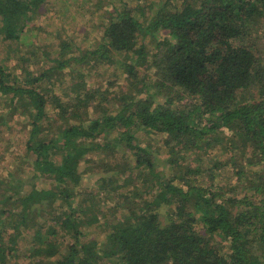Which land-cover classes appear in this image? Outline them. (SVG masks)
<instances>
[{
  "label": "trees",
  "instance_id": "trees-1",
  "mask_svg": "<svg viewBox=\"0 0 264 264\" xmlns=\"http://www.w3.org/2000/svg\"><path fill=\"white\" fill-rule=\"evenodd\" d=\"M169 1L148 21L129 8L116 10L96 49L75 60L123 53L130 56L123 68L132 79L146 61L142 39L155 41V90L148 84L144 97H118L122 106L115 113L100 107V91L86 88L79 70L68 99L52 93L48 101L38 89L46 73L29 71L20 85L0 66V90L12 92L30 117L27 149L35 171L50 181L26 191L8 183L11 192H0V264L15 260L25 229L32 230L25 264H264V0H175L171 9ZM45 2L0 0V36L18 39ZM72 62L59 60L52 70L76 69ZM90 104L94 113L99 107L96 115L88 116ZM140 129L166 135L169 171L157 166L149 142L136 140ZM122 146L134 158L122 184L134 175L140 185L119 194L107 186L119 181V171H110L124 156L117 155ZM217 146L228 158L202 168L201 154ZM96 149L105 155L106 170L97 189H108L109 199L117 196L106 208L110 216L100 210L105 217L95 215L99 208L87 204L92 198L81 189L79 161ZM235 149L242 150L244 163ZM226 165L235 183L214 185L213 170ZM204 172L209 183L197 184ZM227 191L231 196L225 197ZM91 225L101 237L84 230Z\"/></svg>",
  "mask_w": 264,
  "mask_h": 264
},
{
  "label": "rangeland",
  "instance_id": "rangeland-1",
  "mask_svg": "<svg viewBox=\"0 0 264 264\" xmlns=\"http://www.w3.org/2000/svg\"><path fill=\"white\" fill-rule=\"evenodd\" d=\"M163 3L164 0H46L27 22L18 39L4 40L0 36V66L10 74V77L18 76L16 81L20 85H23L29 71L33 76L46 73L45 77L38 83V89L47 97L48 101V96L52 93L65 100L68 99V95L71 94V85L78 81V76L73 78V75H76L75 71L79 70L84 75L86 88H95L100 91L103 97L100 107L115 113L122 106L121 102L117 100L118 97H144L146 93L141 90L144 91V87L148 84L151 92L155 90L152 85L155 80V72L150 66L151 52L155 49V41L149 36L142 39L145 45L146 61L137 66L136 75L132 79L128 78L123 68V63L127 64L130 56L123 53L113 56L110 60H101L95 57H89L83 62L75 60L81 59V55L96 49L101 42L103 26L116 10L129 8L131 13L140 20L144 17L148 18L144 19L148 21L159 5ZM168 3L171 5V9L178 1L173 0ZM140 11H144V16L140 17ZM143 23L148 22L143 21ZM160 31L157 33V39L162 38V32L164 33V30ZM67 59H72L73 67L77 68L73 69L66 66L63 69L52 70L59 60L67 61ZM45 70L50 72H44ZM67 93L69 94L66 96ZM163 95H158L160 102L164 101ZM17 102L18 100L13 98L12 92L5 93L0 90V192L2 193L6 188L7 194L11 192L7 186L8 183L15 186L22 185L26 191L33 186H46L50 182L45 177L38 176L39 172L35 171L34 155L27 149L31 120L29 116L22 113L23 110ZM47 109L50 108L47 107ZM93 109V104H90L88 116L98 113L99 107L95 113ZM48 115L52 116L54 112H50ZM57 118L58 115L53 121L55 122ZM53 131L55 128L48 131L47 134L50 135ZM226 133L229 134L230 132L226 130ZM113 136H115L114 132L109 138L111 139ZM135 136L138 142H149L148 146L150 150H153L152 154L156 157L157 166H163L169 171L165 159V153L168 151L165 144L166 135L159 132L147 134L140 129L135 132ZM100 140L101 137L98 138V141ZM247 153L250 152L247 151ZM122 154L124 156L120 157ZM117 155L120 157L118 169L113 168L110 173L115 174L116 171H119L117 174L119 181L107 187L109 189L117 188L118 193L121 194L123 190L132 188L133 185L139 187L140 180H136L133 175L132 182L122 184L130 175L126 164L133 162L134 158L130 150L124 146L117 152ZM234 155L238 158L239 163H244L242 150L235 149ZM192 156H188L186 159ZM227 158V153H221L217 146L205 151V154H201L200 160L197 162L202 168H206L214 159L223 161ZM104 159L105 155L96 149L85 154L79 161V171L82 176L81 189L86 191L84 196L88 195L89 198H92L88 199L87 204L99 208L95 214L99 217H105L106 214L110 216L112 213L106 211V208L114 204L113 201L117 199L116 195L112 199L107 198L106 195L110 193L109 190L104 188L103 191L99 192L98 185L95 184V182L99 184V177L105 175L106 170H103ZM58 161L59 157L56 159V162ZM191 164L195 165V162L192 161ZM213 171H215L214 185L227 188L230 184L235 183L232 169L227 165ZM208 181L206 172L199 175L198 179L195 180L197 184H208ZM93 192L95 194H92ZM231 193L233 192L227 191L225 197L231 196ZM101 209L106 214L102 213ZM84 230H87L94 237L102 236L98 226L91 225ZM8 232L13 233V230L9 228ZM29 233L32 234V230L25 229L22 231V238H18L17 256L11 264H25L29 261L24 253L30 244ZM222 244L225 247L228 245L226 240L222 241ZM225 250L226 248H224Z\"/></svg>",
  "mask_w": 264,
  "mask_h": 264
}]
</instances>
